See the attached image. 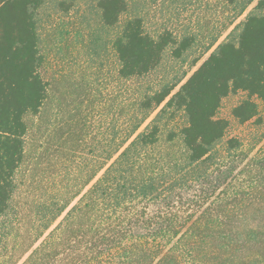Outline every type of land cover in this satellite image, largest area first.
<instances>
[{
  "label": "trees",
  "instance_id": "trees-1",
  "mask_svg": "<svg viewBox=\"0 0 264 264\" xmlns=\"http://www.w3.org/2000/svg\"><path fill=\"white\" fill-rule=\"evenodd\" d=\"M45 1L0 0V264H264V146L251 154L219 116L237 92L247 97L233 107L234 119L260 115L264 14L247 16L237 38L219 44L175 93L174 85L136 90L123 127H107L91 145L81 178L28 213L17 199L18 176L26 116L50 96L37 17ZM98 5L107 26L129 7ZM191 45L170 30L153 36L141 17L131 18L113 41L117 74L147 76L168 47L181 57ZM181 111L186 123L167 128ZM79 184L83 191L72 196Z\"/></svg>",
  "mask_w": 264,
  "mask_h": 264
},
{
  "label": "rangeland",
  "instance_id": "rangeland-1",
  "mask_svg": "<svg viewBox=\"0 0 264 264\" xmlns=\"http://www.w3.org/2000/svg\"><path fill=\"white\" fill-rule=\"evenodd\" d=\"M99 1L46 0L37 11L44 57L40 71L49 82L50 96L38 115L26 116L29 130L17 199L28 213L37 200L50 201L57 190L81 178L83 158L93 157L91 145H97L107 127L125 124L136 90L174 85L175 93L219 44L237 38L247 16L264 14L259 0L234 4L224 0H127L129 7L119 24L107 26ZM134 17H141L153 36L170 30L179 41L191 37L192 45L181 57L174 56V46L168 47L159 66L147 76L120 78L113 41ZM246 97V92L229 94L219 116L230 120L228 134L241 137L255 154L264 146V105H260V115L246 124L231 114ZM82 116L85 121L88 118L87 136L82 134ZM185 123L181 111L167 128L180 129ZM72 191V196L83 191V185Z\"/></svg>",
  "mask_w": 264,
  "mask_h": 264
}]
</instances>
